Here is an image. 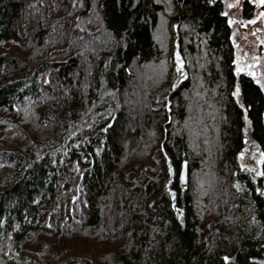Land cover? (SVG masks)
I'll return each instance as SVG.
<instances>
[{"label":"trees","instance_id":"trees-1","mask_svg":"<svg viewBox=\"0 0 264 264\" xmlns=\"http://www.w3.org/2000/svg\"><path fill=\"white\" fill-rule=\"evenodd\" d=\"M232 32L224 0H0V264H264Z\"/></svg>","mask_w":264,"mask_h":264},{"label":"rangeland","instance_id":"rangeland-1","mask_svg":"<svg viewBox=\"0 0 264 264\" xmlns=\"http://www.w3.org/2000/svg\"><path fill=\"white\" fill-rule=\"evenodd\" d=\"M240 1L241 0H224V13H227L226 16L228 17L229 22L235 21L234 27L240 30V33L235 34V43L238 45V47L236 48V66H237V71L239 73L245 71L246 64L250 58L251 52L248 50V48H251V50L253 49L255 50L258 44V40L256 36L253 34L252 28L253 30L255 29L258 32H263V29L260 28L261 23L259 22L258 17L257 18L255 17L253 19L255 20V23H250L249 21L245 20L244 16L241 15ZM229 4H235L236 7L229 8L228 7ZM253 20H250V21H253ZM247 54L249 55L247 56ZM244 57H246L248 60L244 61L243 60ZM176 60H177L176 62L177 66H180L178 64L177 57H176ZM179 61L183 63V60L181 57ZM263 63L264 61L262 60V64L260 65V68L258 70L262 71L261 80L264 85V66L262 68ZM145 78H146V75H145ZM139 99L140 98H138V101ZM246 134L250 140L251 127H250L249 122H247V125H246ZM247 150L249 151L248 156H253L255 160L253 163V168L255 172L257 173V175L263 177V182H264V175H260L261 172H264V163H262L260 167L261 161L264 160V153H261V154L258 153V151H256L255 144H253L252 142H250V145L248 146ZM247 158L248 157H246V154L245 155L243 154V159H245L246 166H248ZM263 193H264V187H263Z\"/></svg>","mask_w":264,"mask_h":264},{"label":"flooded vegetation","instance_id":"flooded-vegetation-1","mask_svg":"<svg viewBox=\"0 0 264 264\" xmlns=\"http://www.w3.org/2000/svg\"><path fill=\"white\" fill-rule=\"evenodd\" d=\"M247 3H250L253 8L256 9V11L254 12V14L250 17V18H245V20L249 21L253 20L255 17H258L259 22L261 23L260 28L263 29V32H258L255 29L253 31V34L256 36L257 40H258V44L255 48V50H251V48H248V50L251 52L250 54V58L249 60L244 57L243 60L246 61L248 60L246 67H245V71L243 73L249 74L251 77H253L256 81V83L264 90V85L263 82L261 80V76H262V71L258 70L260 68V65L262 64V60L264 61V16H262L261 14L264 13V11L262 10V4H259L257 1L254 0H241L240 1V12L241 15L243 16V7L246 5ZM235 29H237L235 27ZM236 34L240 33V30H236ZM249 54H247L248 56ZM264 66V63L262 65V68ZM242 73V72H241ZM260 163V167H261Z\"/></svg>","mask_w":264,"mask_h":264},{"label":"water","instance_id":"water-1","mask_svg":"<svg viewBox=\"0 0 264 264\" xmlns=\"http://www.w3.org/2000/svg\"><path fill=\"white\" fill-rule=\"evenodd\" d=\"M254 1H257L259 4H261L260 2H259V0H254ZM230 23V22H229ZM235 25V21H234V23H230V26L231 27H233ZM235 34H236V31H235V29H233V34H232V36H233V39L235 40ZM236 47H238V45L236 44L235 45ZM177 57V59H178V57H179V59H180V55H177L176 56ZM180 63H182L181 61H180ZM179 64V63H178ZM180 65V64H179ZM182 65H183V63H182ZM241 157H243V154H241ZM181 181H182V183L183 184H186L187 183V167H186V164H184V166H183V169H182V172H181Z\"/></svg>","mask_w":264,"mask_h":264},{"label":"snow or ice","instance_id":"snow-or-ice-1","mask_svg":"<svg viewBox=\"0 0 264 264\" xmlns=\"http://www.w3.org/2000/svg\"><path fill=\"white\" fill-rule=\"evenodd\" d=\"M259 2H260L262 5H264V0H259ZM228 7H229V8H233V7H236V5H235V4H229ZM224 15H227V13H224ZM261 15L264 16V13H262ZM230 23H234V21H230ZM250 23H255V20L250 21ZM178 63L180 64V66L177 68V72L183 74V71H182V69H183V65H182V63H180V61H179V57H178ZM261 163H264V160H262ZM260 175H264V172H261ZM262 195H264V193H262ZM227 259H228V258L225 257V260H227Z\"/></svg>","mask_w":264,"mask_h":264}]
</instances>
